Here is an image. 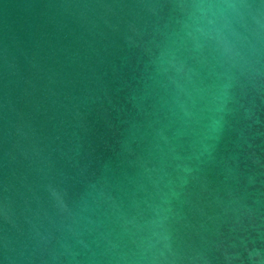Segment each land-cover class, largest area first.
<instances>
[{
	"label": "water",
	"instance_id": "1",
	"mask_svg": "<svg viewBox=\"0 0 264 264\" xmlns=\"http://www.w3.org/2000/svg\"><path fill=\"white\" fill-rule=\"evenodd\" d=\"M0 264H264V0H0Z\"/></svg>",
	"mask_w": 264,
	"mask_h": 264
}]
</instances>
